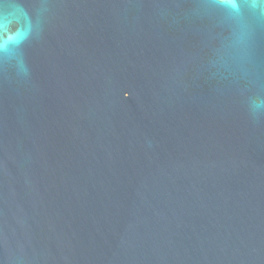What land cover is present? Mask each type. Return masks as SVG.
I'll return each instance as SVG.
<instances>
[{"label":"water","instance_id":"obj_1","mask_svg":"<svg viewBox=\"0 0 264 264\" xmlns=\"http://www.w3.org/2000/svg\"><path fill=\"white\" fill-rule=\"evenodd\" d=\"M0 0V264H264V0Z\"/></svg>","mask_w":264,"mask_h":264},{"label":"snow or ice","instance_id":"obj_2","mask_svg":"<svg viewBox=\"0 0 264 264\" xmlns=\"http://www.w3.org/2000/svg\"><path fill=\"white\" fill-rule=\"evenodd\" d=\"M224 2H225L226 4L231 5L232 7H235V4L232 3V0H224Z\"/></svg>","mask_w":264,"mask_h":264}]
</instances>
